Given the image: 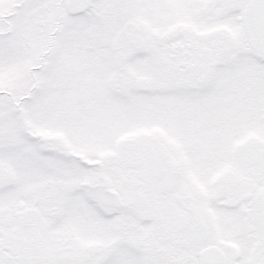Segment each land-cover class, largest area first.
<instances>
[{
  "label": "snow or ice",
  "instance_id": "obj_1",
  "mask_svg": "<svg viewBox=\"0 0 264 264\" xmlns=\"http://www.w3.org/2000/svg\"><path fill=\"white\" fill-rule=\"evenodd\" d=\"M0 264H264V0H0Z\"/></svg>",
  "mask_w": 264,
  "mask_h": 264
}]
</instances>
